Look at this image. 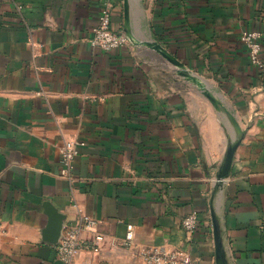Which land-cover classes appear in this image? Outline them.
<instances>
[{
    "label": "crops",
    "instance_id": "0c3cea01",
    "mask_svg": "<svg viewBox=\"0 0 264 264\" xmlns=\"http://www.w3.org/2000/svg\"><path fill=\"white\" fill-rule=\"evenodd\" d=\"M103 1L0 0V264H64L42 239L47 200L65 214L61 234L88 214L95 227L79 238L104 235L73 264H145L151 247L219 264L212 210L227 264H264V0H128L132 42L109 51L90 43ZM123 4L111 12L117 31ZM245 30L260 33L256 64ZM141 40L182 61L220 109ZM67 139L71 179L59 173ZM193 211L189 234L181 220Z\"/></svg>",
    "mask_w": 264,
    "mask_h": 264
},
{
    "label": "built area",
    "instance_id": "2783aa9c",
    "mask_svg": "<svg viewBox=\"0 0 264 264\" xmlns=\"http://www.w3.org/2000/svg\"><path fill=\"white\" fill-rule=\"evenodd\" d=\"M117 0H104L100 8L97 22L92 27L90 43L102 50L109 51L131 44V38L124 31H117L111 25V12ZM241 40L247 43L250 60L253 64L259 62L261 49L260 33L258 31H243ZM264 71V67H262ZM75 156V140L67 139L60 149V169L61 176L72 178L73 159ZM200 221L199 213L193 211L186 214L181 220L182 228L189 234L193 233ZM95 220L88 214H82L77 218L76 227L62 232L57 243V256L64 264H73V258L80 249L99 250V243L103 241L104 235L96 232L94 241H85L79 238L77 231L81 227L94 229ZM0 232H5L0 227ZM134 238V228L132 224L126 225L124 243H130ZM142 258L145 264H197L189 253L182 249H158L155 247L145 248L142 251Z\"/></svg>",
    "mask_w": 264,
    "mask_h": 264
},
{
    "label": "water",
    "instance_id": "95a60500",
    "mask_svg": "<svg viewBox=\"0 0 264 264\" xmlns=\"http://www.w3.org/2000/svg\"><path fill=\"white\" fill-rule=\"evenodd\" d=\"M124 22L126 26V30L124 31L130 38V34L127 31V27L129 24V6L128 0H124ZM140 44L146 45L158 53H160L166 60H168L171 64L175 66L176 72L187 78L188 80L193 81L196 83L201 89L203 94L209 99V101L217 108L220 109V101L207 89L204 85L194 76L189 69H187L182 61L176 58L168 49H166L163 45L156 41L150 40H141L139 41ZM228 114L231 122L233 123L237 133L241 136L242 130L239 126L238 121L236 118L228 111ZM240 142V137L234 140L227 146L226 153L223 159L222 166L220 167L219 173L217 174V184L220 186L223 183L224 178H226L229 174L234 151L236 150L237 145ZM42 206L45 210L47 215V223L42 228V239L50 244L57 245L59 237L61 235L62 226L65 221V214L60 212L55 206L52 205L50 201H44ZM212 217V225H213V238H214V245H215V253L216 259L219 264H227L226 260L223 256V248H222V239L220 235V227L216 218L214 211H211Z\"/></svg>",
    "mask_w": 264,
    "mask_h": 264
}]
</instances>
